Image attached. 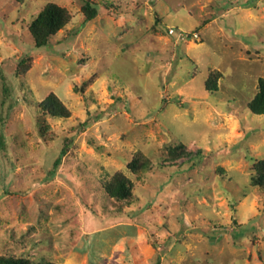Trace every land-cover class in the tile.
I'll use <instances>...</instances> for the list:
<instances>
[{"label":"rangeland","instance_id":"rangeland-1","mask_svg":"<svg viewBox=\"0 0 264 264\" xmlns=\"http://www.w3.org/2000/svg\"><path fill=\"white\" fill-rule=\"evenodd\" d=\"M85 1L0 0V257L264 264V0H88L90 22ZM49 3L71 19L36 48ZM119 173L126 201L105 192Z\"/></svg>","mask_w":264,"mask_h":264},{"label":"trees","instance_id":"trees-1","mask_svg":"<svg viewBox=\"0 0 264 264\" xmlns=\"http://www.w3.org/2000/svg\"><path fill=\"white\" fill-rule=\"evenodd\" d=\"M83 12L86 21L90 22L98 16V9L93 7L87 0L83 5ZM71 16L69 12L54 3L47 4L43 10L34 18L30 25V32L34 40L36 48H44L49 45L51 38L59 31L65 28L69 23ZM207 87L212 91H216V84L212 81L208 82ZM42 111L55 118H67L69 111L64 104L54 95L50 94L42 104ZM248 108L252 114L256 116H264V79L259 80L258 92L253 100L248 104ZM45 135L44 132H41ZM71 140H66L65 147L62 150L64 156L69 149ZM60 162L58 159L57 163ZM150 161H143L140 157L134 158L128 168L133 173L146 171L150 169ZM256 186L264 188V161L258 162L256 165V176L253 179ZM105 192L113 199L121 201L129 200L132 196V184L130 180L123 174L115 175L112 180L105 186ZM0 264H33L29 259L15 257H0ZM44 264H54L47 262Z\"/></svg>","mask_w":264,"mask_h":264},{"label":"built area","instance_id":"built-area-1","mask_svg":"<svg viewBox=\"0 0 264 264\" xmlns=\"http://www.w3.org/2000/svg\"><path fill=\"white\" fill-rule=\"evenodd\" d=\"M170 33H171V34H174V30H171Z\"/></svg>","mask_w":264,"mask_h":264}]
</instances>
